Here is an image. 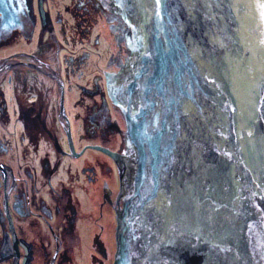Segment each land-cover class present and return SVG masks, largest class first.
<instances>
[{
	"label": "water",
	"instance_id": "95a60500",
	"mask_svg": "<svg viewBox=\"0 0 264 264\" xmlns=\"http://www.w3.org/2000/svg\"><path fill=\"white\" fill-rule=\"evenodd\" d=\"M130 48L106 74L126 124L113 264H264V0H81ZM29 39L0 0V40Z\"/></svg>",
	"mask_w": 264,
	"mask_h": 264
},
{
	"label": "flooded vegetation",
	"instance_id": "af4514ba",
	"mask_svg": "<svg viewBox=\"0 0 264 264\" xmlns=\"http://www.w3.org/2000/svg\"><path fill=\"white\" fill-rule=\"evenodd\" d=\"M26 2L31 37L16 28L0 40V264H75L71 250L84 234L104 231L103 204L114 211L119 172L109 153L124 155L126 144L108 146L122 113L106 74L125 68L130 48L101 10L96 20L105 18L127 53L124 61L102 55L81 0ZM89 243L106 249L100 238Z\"/></svg>",
	"mask_w": 264,
	"mask_h": 264
},
{
	"label": "rangeland",
	"instance_id": "374dc122",
	"mask_svg": "<svg viewBox=\"0 0 264 264\" xmlns=\"http://www.w3.org/2000/svg\"><path fill=\"white\" fill-rule=\"evenodd\" d=\"M99 20V21H98ZM105 18L102 16H97V25H96V32L100 35V51L102 52V55H111L112 58L118 59V61L122 60L124 61L126 59L127 53L125 50V47L123 44L118 45L114 44L113 40V34L109 31V25L106 23ZM93 22V21H92ZM94 24V23H93ZM94 27V26H93ZM99 62L100 65L102 63L99 61V58L96 60ZM104 61V59H103ZM115 71V69H113ZM121 111V110H119ZM122 113V112H121ZM123 115V114H121ZM120 114H116L115 117H113V121L118 123V126L121 127L122 132L120 133V136H116L111 139V142L108 143V146L110 148H117L119 152L123 150L124 147V138H125V131H126V125H125V119H122V116ZM124 136V137H123ZM123 137V138H122ZM125 153V152H123ZM114 182L118 185L116 180ZM115 184L114 186V196H116V193L119 191V187ZM115 198V197H114ZM115 200V199H114ZM101 214L99 217L101 218L102 227L104 225V231L100 233L99 230L96 228H93L96 233L91 232V234L85 233L84 237H82V240L84 241L83 246H81L79 249L71 250L73 255V259L75 260V264H113L114 257L116 253V244L114 243V235H115V221H114V211L111 209V207H107L103 204V207H101ZM116 220V218H115ZM99 221V220H98ZM100 221V222H101ZM92 229V231H93ZM95 237L97 240L102 239V242H104L106 249L102 251L101 249H95L90 245L89 241L91 238V241H94ZM99 237V238H98ZM53 251L49 250V253L51 254ZM105 253V256L102 254ZM47 262V261H46ZM39 264V263H38ZM46 264V263H45Z\"/></svg>",
	"mask_w": 264,
	"mask_h": 264
}]
</instances>
